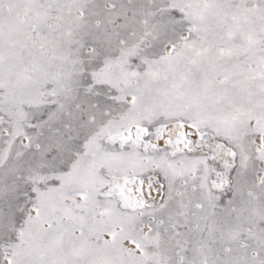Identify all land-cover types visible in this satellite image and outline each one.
<instances>
[{"label":"snow or ice","instance_id":"snow-or-ice-1","mask_svg":"<svg viewBox=\"0 0 264 264\" xmlns=\"http://www.w3.org/2000/svg\"><path fill=\"white\" fill-rule=\"evenodd\" d=\"M0 264H264V0H0Z\"/></svg>","mask_w":264,"mask_h":264}]
</instances>
